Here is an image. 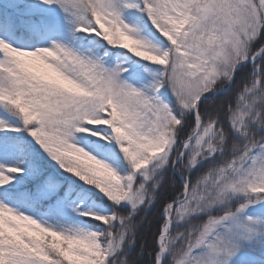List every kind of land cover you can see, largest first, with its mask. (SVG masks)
Instances as JSON below:
<instances>
[{
    "label": "snow or ice",
    "instance_id": "1",
    "mask_svg": "<svg viewBox=\"0 0 264 264\" xmlns=\"http://www.w3.org/2000/svg\"><path fill=\"white\" fill-rule=\"evenodd\" d=\"M0 264H264V0H0Z\"/></svg>",
    "mask_w": 264,
    "mask_h": 264
},
{
    "label": "trees",
    "instance_id": "2",
    "mask_svg": "<svg viewBox=\"0 0 264 264\" xmlns=\"http://www.w3.org/2000/svg\"><path fill=\"white\" fill-rule=\"evenodd\" d=\"M171 180L165 185L164 189L161 191V198L165 197L168 195L170 189H171ZM158 215V209H153L152 212L148 215L147 219L148 221L152 222L157 218ZM152 230H155V223H152L151 225ZM149 224H145L144 228L142 229V234L146 233L148 231Z\"/></svg>",
    "mask_w": 264,
    "mask_h": 264
}]
</instances>
